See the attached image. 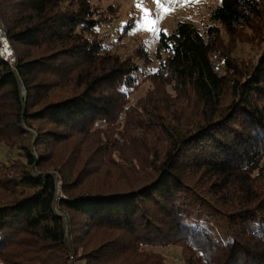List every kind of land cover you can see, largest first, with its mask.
<instances>
[{"label": "trees", "instance_id": "trees-1", "mask_svg": "<svg viewBox=\"0 0 264 264\" xmlns=\"http://www.w3.org/2000/svg\"><path fill=\"white\" fill-rule=\"evenodd\" d=\"M119 16L0 0L15 54L0 58V264H166L168 246L181 264H264V0H219L154 55L111 49L101 28Z\"/></svg>", "mask_w": 264, "mask_h": 264}, {"label": "rangeland", "instance_id": "rangeland-1", "mask_svg": "<svg viewBox=\"0 0 264 264\" xmlns=\"http://www.w3.org/2000/svg\"><path fill=\"white\" fill-rule=\"evenodd\" d=\"M90 3L101 4L106 7L111 4L119 5L120 16L108 27L101 28L102 32H108L109 38L106 40L110 44L111 49L120 54H128L134 49L137 44L143 43L151 55L157 45V37L160 31L166 30L167 33L171 32L175 25L182 20H188L196 24L200 29L202 28L203 21L206 20L210 10L219 2V0H198V2L184 3L183 0H176L175 3L169 0H161L162 7L157 6L156 0H88ZM145 10L149 13L148 21L156 20L158 16L162 18L155 24L157 31L148 30V27L142 23ZM129 19L134 21V27L129 32L128 36L123 38L120 43L116 42L117 31H120L124 23ZM139 29V30H137ZM239 51L237 54L242 56H249L252 52L247 45L239 44ZM148 82H142L139 89L135 92L133 97H136L146 90ZM1 152L4 147L0 146ZM60 184L57 188L60 190ZM58 190V191H59ZM157 250L164 253L168 262L166 264H181L180 248L176 246H168L157 248ZM74 264H78L71 259ZM70 264V262H69Z\"/></svg>", "mask_w": 264, "mask_h": 264}, {"label": "built area", "instance_id": "built-area-1", "mask_svg": "<svg viewBox=\"0 0 264 264\" xmlns=\"http://www.w3.org/2000/svg\"><path fill=\"white\" fill-rule=\"evenodd\" d=\"M0 58L9 65L15 63L14 51L8 41L5 30L1 24H0ZM70 264H74V263L70 261Z\"/></svg>", "mask_w": 264, "mask_h": 264}, {"label": "snow or ice", "instance_id": "snow-or-ice-1", "mask_svg": "<svg viewBox=\"0 0 264 264\" xmlns=\"http://www.w3.org/2000/svg\"><path fill=\"white\" fill-rule=\"evenodd\" d=\"M169 2L175 3L176 0H169ZM183 2L184 3L198 2V0H183ZM156 4H157L158 8L162 7L161 0H156ZM162 15H163V13L161 14V16H158L156 18V20L148 21L147 17L149 16V13L147 12V10H145L144 17L142 18V23H143L144 26L148 27V30L157 31V29L155 28V24L159 21V19L162 18ZM137 30H139V29H137ZM165 32H166V30H165ZM153 71H155V70H153Z\"/></svg>", "mask_w": 264, "mask_h": 264}, {"label": "water", "instance_id": "water-1", "mask_svg": "<svg viewBox=\"0 0 264 264\" xmlns=\"http://www.w3.org/2000/svg\"><path fill=\"white\" fill-rule=\"evenodd\" d=\"M60 187V186H59ZM59 190V189H58ZM57 202H54V206H56Z\"/></svg>", "mask_w": 264, "mask_h": 264}]
</instances>
